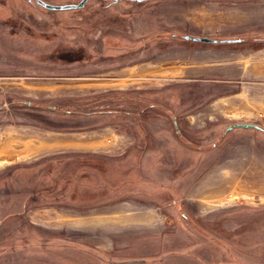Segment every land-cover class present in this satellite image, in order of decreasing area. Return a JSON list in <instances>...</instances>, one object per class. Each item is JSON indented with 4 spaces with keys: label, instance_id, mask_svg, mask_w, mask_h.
<instances>
[{
    "label": "rangeland",
    "instance_id": "obj_1",
    "mask_svg": "<svg viewBox=\"0 0 264 264\" xmlns=\"http://www.w3.org/2000/svg\"><path fill=\"white\" fill-rule=\"evenodd\" d=\"M0 264H264V0H0Z\"/></svg>",
    "mask_w": 264,
    "mask_h": 264
},
{
    "label": "flooded vegetation",
    "instance_id": "obj_2",
    "mask_svg": "<svg viewBox=\"0 0 264 264\" xmlns=\"http://www.w3.org/2000/svg\"><path fill=\"white\" fill-rule=\"evenodd\" d=\"M137 115L141 116V112L138 113ZM170 119L172 121L175 132H178L179 129L177 128V123H176V121H174V120H176V117L171 116ZM137 135L142 140L148 141V139H146V137L141 136V133L138 132ZM66 154L71 155L69 158L64 159L63 162H64V164L68 163V166H66V167H68V172L71 174L70 176H71L72 181L75 183V186H78L79 184L82 185L81 184L82 181L88 180V178L90 179V177L92 176L94 164L95 163L97 164V162H98V161L96 162V160H97L96 156L92 155V153H90V152L88 153V152H84V151L73 152V153L71 152V153H66ZM99 163H103V162L101 161ZM98 173H100V171H98ZM85 188H87V186H85Z\"/></svg>",
    "mask_w": 264,
    "mask_h": 264
},
{
    "label": "water",
    "instance_id": "obj_3",
    "mask_svg": "<svg viewBox=\"0 0 264 264\" xmlns=\"http://www.w3.org/2000/svg\"><path fill=\"white\" fill-rule=\"evenodd\" d=\"M89 1V0H80L77 4H64V5H54V4H49L46 3L42 0H36V3L38 5H40L41 7L48 9V10H71V9H78V8H82L84 6V4ZM111 1H118V0H111ZM184 40H189V41H194V42H201V43H205V44H214V43H231V42H240V39L237 40H215V39H209V38H205V37H193V36H184L183 37ZM234 126H241L243 128H248V127H255L253 125H249V124H240V125H233V126H229L227 127V130L232 129Z\"/></svg>",
    "mask_w": 264,
    "mask_h": 264
},
{
    "label": "crops",
    "instance_id": "obj_4",
    "mask_svg": "<svg viewBox=\"0 0 264 264\" xmlns=\"http://www.w3.org/2000/svg\"><path fill=\"white\" fill-rule=\"evenodd\" d=\"M89 116H91V115H89ZM82 129H88V128H82ZM86 144V143H85ZM84 144V145H85ZM80 145H83V143L82 144H80ZM79 148H85V147H82V146H79ZM123 162V161H122ZM126 163H125V161H124V167L122 168V169H120L119 167L117 168L118 169V171H117V174H116V178L117 179H120L121 177L122 178H124L123 180H126L127 178V180H131L132 178L131 177H128L127 175L130 173L129 171H126V168H128V169H130L131 167H136V165H134V164H132V165H125ZM103 165V164H102ZM102 165H101V163L98 165H96V167H98V166H101L102 167ZM148 166V165H147ZM150 166V165H149ZM138 167H140V166H138ZM93 171H95L96 173V175H101V176H103L101 173V171H100V173H98V171H97V169H93ZM140 177V176H139ZM139 177H137V179L139 178ZM137 179H132V180H137ZM76 187H78V186H76ZM148 218H145V217H137V218H133V217H128L127 219L125 218V219H123L122 221H119V226L120 225H122L123 224V226L124 227H126V226H137V225H140V223H142V221H144V220H147ZM137 220V222H135Z\"/></svg>",
    "mask_w": 264,
    "mask_h": 264
},
{
    "label": "bare ground",
    "instance_id": "obj_5",
    "mask_svg": "<svg viewBox=\"0 0 264 264\" xmlns=\"http://www.w3.org/2000/svg\"><path fill=\"white\" fill-rule=\"evenodd\" d=\"M45 145V144H44ZM27 146V145H26ZM4 150H6V149H4ZM3 150H1V152H2ZM20 152V151H19ZM36 153V152H35ZM10 154V153H9ZM11 156V155H10ZM13 157H17V156H14V155H12V157L11 158H13ZM9 158V157H8ZM10 158V159H11ZM220 184V183H219ZM218 186V185H217ZM215 189V188H214ZM213 190V189H212ZM223 191V190H222ZM218 192H220V191H218ZM233 194V193H232ZM216 196V195H215ZM212 197H214V196H212ZM234 198V197H233ZM95 222H96V220H95ZM97 226V225H96ZM94 235H96L95 233H93Z\"/></svg>",
    "mask_w": 264,
    "mask_h": 264
},
{
    "label": "trees",
    "instance_id": "obj_6",
    "mask_svg": "<svg viewBox=\"0 0 264 264\" xmlns=\"http://www.w3.org/2000/svg\"><path fill=\"white\" fill-rule=\"evenodd\" d=\"M111 1V0H110Z\"/></svg>",
    "mask_w": 264,
    "mask_h": 264
}]
</instances>
